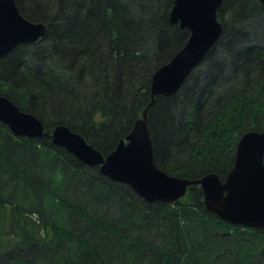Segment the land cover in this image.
<instances>
[{"label":"trees","instance_id":"obj_1","mask_svg":"<svg viewBox=\"0 0 264 264\" xmlns=\"http://www.w3.org/2000/svg\"><path fill=\"white\" fill-rule=\"evenodd\" d=\"M16 2L49 29L0 55V93L48 132L66 124L111 152L189 37L171 23L174 0ZM218 18L223 32L202 63L148 110L155 162L169 174L224 178L239 136L264 129V29H254L264 3L225 0ZM0 264H264V228L209 211L197 184L149 202L48 135L17 136L0 121Z\"/></svg>","mask_w":264,"mask_h":264},{"label":"water","instance_id":"obj_2","mask_svg":"<svg viewBox=\"0 0 264 264\" xmlns=\"http://www.w3.org/2000/svg\"><path fill=\"white\" fill-rule=\"evenodd\" d=\"M225 0H174L172 24L189 31L184 46L153 74L151 100L131 131L106 155L66 124L51 132L35 114L22 110L0 94V121L15 135L40 138L65 148L82 163L98 166L109 179L130 186L143 199L174 202L188 187L200 185L206 208L223 220L252 228H264V129L245 131L238 139L234 165L224 178L211 171L198 178L172 175L155 162L148 110L156 96H172L204 60L223 32L218 10ZM264 3V0H260ZM49 25L27 18L16 0H0V55L20 45L34 44L46 36Z\"/></svg>","mask_w":264,"mask_h":264},{"label":"rangeland","instance_id":"obj_3","mask_svg":"<svg viewBox=\"0 0 264 264\" xmlns=\"http://www.w3.org/2000/svg\"><path fill=\"white\" fill-rule=\"evenodd\" d=\"M259 28H263L264 29V26H263V24L261 23V21H260V23L256 26H254V29L255 30H257V29H259ZM220 55L221 56H226V52L225 51H223L222 49H220ZM252 130V129H251ZM241 136V135H240ZM240 136H239V138H240ZM238 138V139H239ZM172 175H174V174H172ZM178 176H180V175H178ZM130 187V186H129Z\"/></svg>","mask_w":264,"mask_h":264},{"label":"bare ground","instance_id":"obj_4","mask_svg":"<svg viewBox=\"0 0 264 264\" xmlns=\"http://www.w3.org/2000/svg\"><path fill=\"white\" fill-rule=\"evenodd\" d=\"M1 94V93H0ZM4 95V94H3ZM8 97V96H7Z\"/></svg>","mask_w":264,"mask_h":264}]
</instances>
